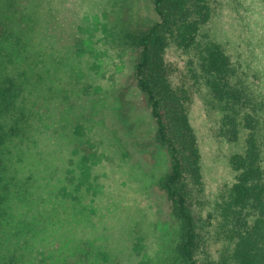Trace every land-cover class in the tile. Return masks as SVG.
I'll list each match as a JSON object with an SVG mask.
<instances>
[{
	"label": "rangeland",
	"instance_id": "1",
	"mask_svg": "<svg viewBox=\"0 0 264 264\" xmlns=\"http://www.w3.org/2000/svg\"><path fill=\"white\" fill-rule=\"evenodd\" d=\"M209 5L211 17L201 33L218 42L249 73L252 84L261 85L264 0H209ZM43 7L46 19L60 12ZM70 15L65 12L59 19L68 24L64 44L52 58L45 56L34 76L21 81L19 98L28 131L24 137H11L3 150L10 191L16 200L22 192L18 213L33 211L34 205L49 209L55 240L53 235L33 241L34 247L46 245L48 262L51 256L56 264L78 253L82 264H177V223L159 186L169 161L153 141L154 125L135 85V51L121 43L124 33L158 19L152 0H84L81 14ZM74 25L80 26V35L75 29L69 38ZM81 41L90 48L81 45L84 51L78 53ZM184 59L177 50L166 56L172 85L187 97L201 172L192 197L199 213L210 217L208 243L216 259L225 241L221 229V237L216 234L213 206L234 181L229 157L242 150L244 135L228 142L216 134L214 115L187 78ZM106 126L118 128L129 158L114 146ZM76 148L96 153L87 174Z\"/></svg>",
	"mask_w": 264,
	"mask_h": 264
},
{
	"label": "trees",
	"instance_id": "2",
	"mask_svg": "<svg viewBox=\"0 0 264 264\" xmlns=\"http://www.w3.org/2000/svg\"><path fill=\"white\" fill-rule=\"evenodd\" d=\"M83 2L0 0V264H55L52 256L48 262L45 244L34 247L33 243L53 235L55 240L49 209L45 204L34 205L33 211L18 213L16 203L22 192L16 200L10 191L9 160L3 150L11 137H24L28 131L19 98L21 81L34 76L45 56L52 58L61 48L68 24H61L60 16L65 12L81 14ZM152 4L158 19L135 33H124L121 43L135 51V85L154 125L153 141L169 161L159 186L177 223V264H264V82L252 84L249 73L218 42L201 33L211 17L209 0H152ZM44 5L60 12L46 19ZM75 29L80 33V26H69L67 37H72ZM81 45L90 48L88 42L81 41L78 53L84 51ZM176 50L185 56L187 78L214 115L216 134L228 142L244 135L242 150L229 157L234 181L213 206L216 234L220 236L221 229L225 241L224 251L216 259L208 243L210 217L199 213L198 201L192 197L201 183L200 153L186 111L187 97L170 80L171 64L166 56ZM106 129L114 146L129 158L118 128ZM78 148L74 154L87 174L96 153ZM80 256L74 253L60 260L55 256V260H59L56 264H82Z\"/></svg>",
	"mask_w": 264,
	"mask_h": 264
}]
</instances>
